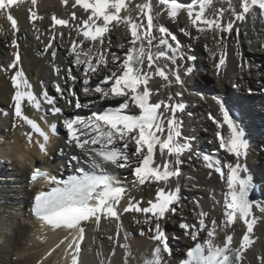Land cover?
Returning <instances> with one entry per match:
<instances>
[{
	"label": "snow or ice",
	"instance_id": "snow-or-ice-1",
	"mask_svg": "<svg viewBox=\"0 0 264 264\" xmlns=\"http://www.w3.org/2000/svg\"><path fill=\"white\" fill-rule=\"evenodd\" d=\"M25 3L26 0H0V19L8 24L7 31L0 28V34L10 36L6 45L12 57L0 65V72L8 74L10 80L12 115L31 129L27 141L32 143L35 134L41 151L46 152L50 138L58 135V124L51 123L47 130L41 128L25 115L22 104L26 102L42 113V102L48 105L51 115L61 120L65 143L82 150L93 170L77 168L78 174L53 178L54 187L36 197L42 209L70 221V227L92 218L99 222L101 216L111 217L118 233L124 231L122 215L133 214L139 235L152 242L143 264H245V253L256 243L254 230L264 217V200L252 198L258 186L247 164L252 140L243 113L235 104L220 94L209 97L202 89L189 88V83L200 78L195 48L202 41L218 83L227 75L230 48H234L240 79L245 73L251 77L256 69L259 94L264 95V81L259 79L264 76L260 71L264 65L245 57L241 46V33L247 38L249 23L255 31L259 22L260 32H264V0H238V5L233 0H140L134 6L133 0H60L62 6L75 11L67 19L52 15L47 33L34 23L44 19L36 10L38 0H29L27 20L35 40L42 45L37 55L50 56L56 77L51 87L69 105L70 115L57 106L44 82L34 93L23 69L19 43L23 37L18 35L22 29L12 9ZM217 3L227 7H217ZM169 22L185 40L178 38ZM120 27L125 30L127 43L112 50L110 33ZM54 39L59 42L54 44ZM61 47L63 54L58 52ZM257 51L264 52V41ZM156 78L162 83L154 89L150 82ZM232 87L239 91L242 84L233 81ZM159 89L168 90L166 98H161ZM80 93L90 99L82 102ZM185 94L201 102L210 99L214 105L215 111H209L207 119L215 126L217 150H197L195 136L184 134L182 117L192 116ZM247 95L257 92L248 87ZM40 119L46 121L47 117L41 114ZM220 154H224L223 158ZM185 156L199 161L209 177H219L222 203H216L222 219L210 217L196 198L191 201L195 222L185 214L182 200L186 198L181 196L179 184ZM105 165L127 170L132 188L148 192L151 198L142 202L131 196L130 189L104 171ZM41 175L48 174L35 168L30 180ZM169 224L192 242L183 257L175 260L169 240L170 236H180L168 231ZM234 225L243 228L238 246L234 244ZM128 239L129 234L124 232V241ZM256 259L258 264H264V255Z\"/></svg>",
	"mask_w": 264,
	"mask_h": 264
},
{
	"label": "bare ground",
	"instance_id": "bare-ground-1",
	"mask_svg": "<svg viewBox=\"0 0 264 264\" xmlns=\"http://www.w3.org/2000/svg\"><path fill=\"white\" fill-rule=\"evenodd\" d=\"M140 0H133V6ZM190 2V0H183ZM237 3L238 0H233ZM217 7H227V4L217 3ZM29 0L20 8H13V14L18 18L22 31L18 35L23 39L19 41L23 69L33 85L34 93L40 91L39 85L44 82L47 90L61 107L66 115H70L69 105L60 100L55 90L51 87V82L56 79L52 73L51 58L47 54L38 56L37 52L42 51V45L37 42L33 36L31 25L27 20V9ZM37 12L44 19L34 21L46 33L51 26V17L56 15L58 18H70L71 11L68 5L62 6L60 0H38ZM79 14V13H78ZM227 15V14H226ZM169 27L177 34L178 38L185 40L177 30L175 25ZM242 29L245 27L241 26ZM0 28L7 31L8 24L4 19H0ZM60 26H57L59 29ZM259 22L255 25V31L251 23L247 25V38L243 31L241 33L242 52L245 57L254 61L256 64L264 65V52L257 51L260 43L264 41V32H260ZM67 30H65L66 33ZM110 39L113 43L112 50H118L120 43H127V35L123 27L114 28L110 33ZM6 40L10 36L0 34V65L10 62L11 49L6 45ZM248 40L252 43L249 44ZM54 39L53 43H58ZM68 43L67 37L64 41ZM198 56V65L200 66V78L189 83V88H199L209 97L213 94H220L235 104L243 113V120L249 132V138L252 140V148L247 158L248 167L252 170L257 183L252 198L264 200V95L259 94L257 87L256 69L252 70V76L245 73L243 80L240 79L239 68L234 56V48H230L232 53L226 77L222 82H217L213 74L212 62L208 59L207 53L203 49L201 41L195 48ZM63 54V47L58 49ZM63 65V61H58ZM264 72V67L260 69ZM264 81V76L259 78ZM236 81L242 84L241 90L233 89L232 82ZM159 78L150 82L154 89L158 88ZM251 87L257 92V95H247V88ZM166 89H159L161 98H166ZM174 91V89H173ZM12 93L8 74L0 72V264H143L146 255H150L152 242L146 237L139 235L140 228L132 219L133 214L124 213L121 217V223L124 231H116V221L111 217L101 216L99 222L94 218L81 224H72L70 221L58 219L54 216L45 222L36 219L32 215L31 205L35 198L45 192L43 188L51 187L53 178L65 179V174H74L76 166L72 157L77 156L84 164L85 170L93 171L91 161L82 150L75 147H69L66 143V132L63 129L61 120L53 117L48 111L49 106L42 102L43 113L31 109L22 104V111L30 119L47 130V126L55 122L58 124V135L51 137L47 144V151L42 152L39 147V141L33 134V142L27 141V134L31 129L12 115L10 105V96ZM82 102H87L88 97L80 93ZM184 100L188 102V111L192 113L191 117L183 115L185 121V135L195 136L194 147L197 150L213 152L218 149L215 142V126L207 119L209 111H215L214 105L209 99L207 102H201L197 97L185 94ZM251 106V108H250ZM82 114H88L86 110H81ZM8 115L5 116L4 113ZM44 114L47 119L41 120L40 116ZM15 123V127H13ZM207 129V131H205ZM212 141V143H209ZM205 146L206 149L201 148ZM223 158L224 154H220ZM185 163L181 166V176L179 177L180 194L186 198L182 200L183 210L190 220L195 222L192 215L195 210L191 203L196 198L204 211L209 212V216H215L218 220L222 219L220 205L216 203L222 197L220 196L221 182L219 177L213 174L208 176V171L202 164L195 159L189 160L184 157ZM162 163V161H161ZM35 168L48 169L51 176L45 179L30 180V175ZM104 171L115 177L119 185L130 189V195L140 199L142 202L151 198L148 192L133 189L130 183V173L127 170L115 169L111 165H105ZM51 181V182H50ZM175 184H173V187ZM54 187V186H53ZM51 187V189L53 188ZM154 195V192L153 194ZM121 203H124L122 201ZM257 215H260L257 213ZM23 224V226H22ZM82 227V228H81ZM234 227H236L234 225ZM170 233L175 232L180 239L170 236V244L175 250L174 260L183 257L184 251L192 246V242L184 238L182 231L168 225ZM237 236L234 238V244L238 246L239 238L242 235V226L236 227ZM124 232L129 234L128 241H124ZM111 237V239H109ZM256 243L252 249L245 253V264H258L256 257L264 255V217L254 230ZM83 240V250L78 247ZM127 245L126 248L121 245ZM127 253V258H125Z\"/></svg>",
	"mask_w": 264,
	"mask_h": 264
},
{
	"label": "rangeland",
	"instance_id": "rangeland-1",
	"mask_svg": "<svg viewBox=\"0 0 264 264\" xmlns=\"http://www.w3.org/2000/svg\"><path fill=\"white\" fill-rule=\"evenodd\" d=\"M250 108H251V106H250ZM201 148H203V150L206 149L205 146L203 147V145H201ZM22 226H23V224H22Z\"/></svg>",
	"mask_w": 264,
	"mask_h": 264
}]
</instances>
